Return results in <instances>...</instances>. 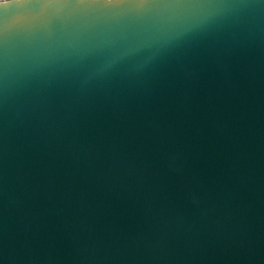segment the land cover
<instances>
[{"label": "water", "instance_id": "95a60500", "mask_svg": "<svg viewBox=\"0 0 264 264\" xmlns=\"http://www.w3.org/2000/svg\"><path fill=\"white\" fill-rule=\"evenodd\" d=\"M0 264H264V0L0 4Z\"/></svg>", "mask_w": 264, "mask_h": 264}, {"label": "clouds", "instance_id": "9594fccd", "mask_svg": "<svg viewBox=\"0 0 264 264\" xmlns=\"http://www.w3.org/2000/svg\"><path fill=\"white\" fill-rule=\"evenodd\" d=\"M7 0H0V4H6Z\"/></svg>", "mask_w": 264, "mask_h": 264}]
</instances>
